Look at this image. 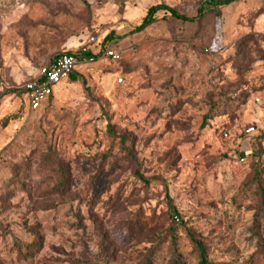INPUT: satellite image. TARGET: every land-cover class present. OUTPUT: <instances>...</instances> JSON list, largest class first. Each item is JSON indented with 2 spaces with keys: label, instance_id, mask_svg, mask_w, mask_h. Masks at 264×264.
<instances>
[{
  "label": "rangeland",
  "instance_id": "1",
  "mask_svg": "<svg viewBox=\"0 0 264 264\" xmlns=\"http://www.w3.org/2000/svg\"><path fill=\"white\" fill-rule=\"evenodd\" d=\"M204 1L0 0V264H264V0L132 32ZM90 37L120 60L29 111Z\"/></svg>",
  "mask_w": 264,
  "mask_h": 264
},
{
  "label": "built area",
  "instance_id": "2",
  "mask_svg": "<svg viewBox=\"0 0 264 264\" xmlns=\"http://www.w3.org/2000/svg\"><path fill=\"white\" fill-rule=\"evenodd\" d=\"M85 43L75 52L57 54L48 64L40 66L35 76L23 86L29 111H37L45 105L53 96L54 88L66 82L73 72H78L79 65L92 62L96 54L102 53L112 62L120 60L118 53L105 46L102 47V43L99 44L93 37L88 38ZM91 48H97L96 53ZM87 55L89 57H86Z\"/></svg>",
  "mask_w": 264,
  "mask_h": 264
},
{
  "label": "trees",
  "instance_id": "3",
  "mask_svg": "<svg viewBox=\"0 0 264 264\" xmlns=\"http://www.w3.org/2000/svg\"><path fill=\"white\" fill-rule=\"evenodd\" d=\"M237 1H239V0H205L200 5V7L198 8L196 17H193V18H188L186 16L179 15L174 9L169 8L163 4L151 6L146 10L145 15L142 18L140 24L138 26L134 27L132 32H134V33L140 32L143 29H145L147 26L152 24L155 20L154 16L157 13L168 14L171 18H173L175 20H179L181 22L194 23V22L198 21L204 14L214 13L215 15L218 16L219 15L218 10L220 8L227 7V6L233 4ZM107 38L110 39V37H107ZM86 57H89V55H87ZM77 76H78V72H73L69 76L67 81L75 82V79ZM193 244H194V246L197 250V253H198L199 264H208V261L206 259V255H205V251H204L203 247L199 243H197L196 241H194Z\"/></svg>",
  "mask_w": 264,
  "mask_h": 264
}]
</instances>
